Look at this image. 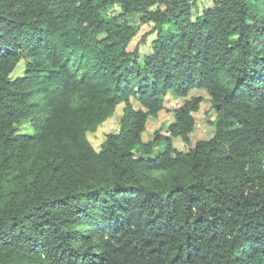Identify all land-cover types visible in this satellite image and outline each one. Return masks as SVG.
I'll use <instances>...</instances> for the list:
<instances>
[{"label":"trees","instance_id":"obj_1","mask_svg":"<svg viewBox=\"0 0 264 264\" xmlns=\"http://www.w3.org/2000/svg\"><path fill=\"white\" fill-rule=\"evenodd\" d=\"M196 6L0 0V264H264V0ZM193 89L215 133L182 151ZM169 94L187 100L144 141ZM120 104L96 150L88 133Z\"/></svg>","mask_w":264,"mask_h":264},{"label":"rangeland","instance_id":"obj_2","mask_svg":"<svg viewBox=\"0 0 264 264\" xmlns=\"http://www.w3.org/2000/svg\"><path fill=\"white\" fill-rule=\"evenodd\" d=\"M195 1V0H194ZM197 6L196 9L201 11L203 8L212 7L216 0H196ZM119 8L116 6L106 7L103 9V15L106 19H109L111 16L118 14ZM127 21L129 20L132 24L137 25L140 22V17L138 15H130L125 18ZM151 26L145 24L141 26L140 31L136 35V37L131 41L128 46L130 51H133L137 47L140 49L141 60L147 54L151 53L152 47L151 43L155 38V35L150 36L146 42L142 41V36L144 33L149 32ZM24 71V63H21L18 68L15 70L13 76L17 77L22 75ZM192 96H203L204 101L201 103L199 111L194 113V117L196 120L194 131L191 133V144L184 143L181 139H174V145L179 150L188 151L192 146H194L200 140H206L211 138L215 133V128L211 124V120L215 118V112L212 110L211 103L209 101V95L204 90L193 89L189 98ZM187 99H178L174 98L172 95H168L165 98V109L159 112L157 117L149 116L146 123V129L142 135L144 141H150L154 139L155 131L161 129L163 134H168L167 128L170 124L175 122V113L174 110L179 108L184 104ZM132 103L136 110L142 109L139 101L135 98L132 99ZM123 113V104H120L117 107V110L111 118L106 120L103 124H101L97 131L88 133V138L96 150H99L102 142L105 140L106 135L110 132H115L119 130L120 127V118ZM18 131L20 133H33V124L32 121H24L18 125Z\"/></svg>","mask_w":264,"mask_h":264}]
</instances>
